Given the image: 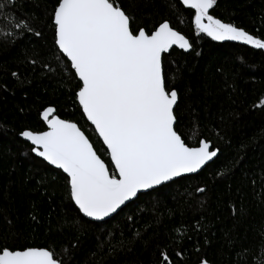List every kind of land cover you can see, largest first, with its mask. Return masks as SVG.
<instances>
[{"label": "trees", "instance_id": "trees-1", "mask_svg": "<svg viewBox=\"0 0 264 264\" xmlns=\"http://www.w3.org/2000/svg\"><path fill=\"white\" fill-rule=\"evenodd\" d=\"M0 3V249L46 248L60 264H264V51L199 33L180 0H117L133 30L168 21L189 39V52L163 56L166 87L178 93L175 128L190 147L205 139L219 154L96 222L75 205L69 177L20 137L45 131L41 114L54 107L117 176L56 45L58 0ZM211 15L264 40V0H217Z\"/></svg>", "mask_w": 264, "mask_h": 264}, {"label": "snow or ice", "instance_id": "snow-or-ice-1", "mask_svg": "<svg viewBox=\"0 0 264 264\" xmlns=\"http://www.w3.org/2000/svg\"><path fill=\"white\" fill-rule=\"evenodd\" d=\"M182 2L195 9L199 33L264 49V40L209 14L217 0ZM131 20L117 0H58L54 10L56 45L82 82L79 103L110 150L119 178L110 174L75 123L49 119L52 108L42 114L48 131L21 133L34 145L32 151L68 174L75 204L96 220L115 213L141 189L197 172L217 155L206 141L190 147L174 127L178 93L166 87L161 57L174 45L189 50V40L168 21L149 34L133 30ZM16 27L27 25L17 22ZM161 255L169 261L166 253ZM0 264L60 262L48 249L5 248Z\"/></svg>", "mask_w": 264, "mask_h": 264}, {"label": "water", "instance_id": "water-1", "mask_svg": "<svg viewBox=\"0 0 264 264\" xmlns=\"http://www.w3.org/2000/svg\"><path fill=\"white\" fill-rule=\"evenodd\" d=\"M181 1V3L183 4V2H182V0H180ZM184 6H186V7H188L187 5H185V4H183ZM195 10V9H194ZM209 14L211 15V9L209 10ZM214 17V16H213ZM215 18V17H214ZM220 20V19H219ZM222 21V20H221ZM207 21L205 20V23H206ZM223 22V21H222ZM225 23V22H224ZM55 24V23H54ZM170 24V23H169ZM170 26H171V24H170ZM174 29V28H173ZM174 30H176V29H174ZM177 31V30H176ZM182 34V33H181ZM250 34V33H249ZM252 35V34H251ZM185 36V35H184ZM186 37V36H185ZM255 37V36H254ZM187 38V37H186ZM257 38V37H256ZM188 39V38H187ZM189 40V39H188ZM227 41H230V42H234V43H240V44H243V45H246V46H249V47H251V48H253V49H256V50H262V51H264V49H258V48H255V47H253L252 45H249V44H245V43H243L242 41H232V40H227ZM190 42V41H189ZM191 44V43H190ZM173 48H177V49H179V50H183V51H185V52H189L191 49H192V47L189 49V50H184V49H181V48H179L178 46H173L170 50H168L167 52H165V53H162V57H161V59H162V67H163V56L165 55V54H167V53H170V51L173 49ZM68 59V58H67ZM69 60V59H68ZM70 61V60H69ZM70 63H71V61H70ZM75 71V70H74ZM76 73V72H75ZM77 75V74H76ZM78 77V76H77ZM78 79H79V77H78ZM80 80V79H79ZM82 83V82H81ZM79 92V91H78ZM78 94V93H77ZM78 102H79V100H78ZM178 102V101H177ZM79 105H80V103H79ZM177 105V104H176ZM176 105L174 106V114H175V107H176ZM80 107L82 108V106L80 105ZM48 108H52V109H54L55 110V108L54 107H48ZM48 108H46V109H48ZM45 109V110H46ZM44 110V111H45ZM44 111L42 112V114L44 113ZM82 111H83V108H82ZM84 112V111H83ZM41 114V118H42V120L46 123V126H47V129L45 130V131H48L49 130V128H48V125H47V121H45L44 119H43V115ZM85 114V113H84ZM53 117H59L57 114H56V110L53 112V113H51L50 114V116H49V119H51V118H53ZM85 117L87 118V115L85 114ZM60 118V117H59ZM60 119H62V118H60ZM63 120H65V119H63ZM87 120H88V118H87ZM66 121H68V120H66ZM89 121V123L94 127V129H95V126L91 123V121L90 120H88ZM69 122H72V123H75V122H73V121H69ZM79 128H80V126L77 124V123H75ZM176 125V124H175ZM175 125H174V127H175ZM81 129V128H80ZM26 131V130H25ZM27 131H31V130H27ZM81 131H83L82 129H81ZM96 131V130H95ZM32 132H34V131H32ZM44 132V131H43ZM84 132V131H83ZM34 133H41V132H34ZM96 133L98 134V132L96 131ZM84 134H85V136L88 138V136L86 135V133L84 132ZM98 136H99V134H98ZM20 137L23 139V140H25V141H27L28 143H30L31 145H32V147H34V145L32 144V142L31 141H29V140H27L25 137H23L21 134H20ZM99 138L102 140V142H103V139H102V137H100L99 136ZM88 140H89V142L92 144V142H91V140L88 138ZM202 141H206L205 139H203ZM206 142H208V141H206ZM210 143V151L211 150H215V151H217V155L211 160V161H209V162H207L201 169H199L197 172H194V173H183V174H181L180 176H178V177H174L173 179H171V180H169V181H165V182H163V183H161V184H159V185H154L152 188H149V189H141L140 191H138L137 192V194L134 196V197H132L130 200H128V201H126L123 205H121V207L115 212V213H112L111 215H109V216H107V217H105L104 219H102V220H96V219H94V218H91V217H87V216H85L81 211V213H82V215L84 216V217H86L87 219H89V220H92V221H96V222H102V221H105V220H107V219H109V218H111V217H113L115 214H117L121 209H123L126 205H128L129 203H131L132 201H134L135 199H137L138 197H139V195L140 194H143V193H147V192H150V191H152V190H155V189H157V188H159V187H161V186H163V185H165V184H167V183H170L171 181H173V180H176V179H178V178H180V177H183V176H187V175H193V174H197V173H199L202 169H204L209 163H211V162H213L214 160H215V158L218 156V154H219V149L218 148H215V149H212V143L211 142H209ZM103 144L105 145V147L107 148V146H106V144L103 142ZM92 146H93V144H92ZM200 146V145H199ZM199 146H197V147H199ZM93 149H94V151L97 153V151H96V149L94 148V146H93ZM107 150H108V152H109V156H110V160H111V162H112V164H113V167H114V169L116 170V168H115V164H114V162L112 161V159H111V155H110V150L107 148ZM33 153H34V155L35 156H37V157H39L40 159H42V160H44L46 163H48L50 166H52V167H54V168H56V169H59V170H61V171H63L62 169H60V168H58V167H56L55 165H52V164H50L48 161H46L43 157H40L39 155H37L36 154V152H34L33 151ZM97 155L101 158V156L97 153ZM102 159V158H101ZM103 160V159H102ZM104 161V163L106 164V166L108 167V169H109V166H108V164L105 162V160H103ZM109 172H110V170H109ZM63 173L65 174V175H67L68 176V174L67 173H65L64 171H63ZM116 173H117V176H116V178H119V175H118V171L116 170ZM110 174H111V172H110ZM69 177V176H68ZM70 179V178H69ZM74 201V200H73ZM75 203V202H74ZM76 205V204H75ZM77 206V205H76ZM77 208H78V206H77ZM79 209V208H78ZM36 248V247H35ZM37 249H39V248H37ZM44 249H46V248H44ZM26 250V249H25ZM204 264H205V262H204Z\"/></svg>", "mask_w": 264, "mask_h": 264}]
</instances>
